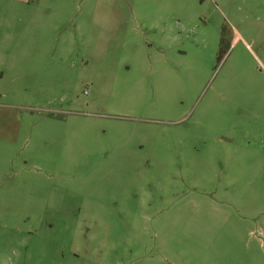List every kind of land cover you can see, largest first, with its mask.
Wrapping results in <instances>:
<instances>
[{
    "label": "rangeland",
    "instance_id": "374dc122",
    "mask_svg": "<svg viewBox=\"0 0 264 264\" xmlns=\"http://www.w3.org/2000/svg\"><path fill=\"white\" fill-rule=\"evenodd\" d=\"M0 264H264V0H0Z\"/></svg>",
    "mask_w": 264,
    "mask_h": 264
},
{
    "label": "trees",
    "instance_id": "16d2710c",
    "mask_svg": "<svg viewBox=\"0 0 264 264\" xmlns=\"http://www.w3.org/2000/svg\"><path fill=\"white\" fill-rule=\"evenodd\" d=\"M220 56H221V54H220Z\"/></svg>",
    "mask_w": 264,
    "mask_h": 264
}]
</instances>
